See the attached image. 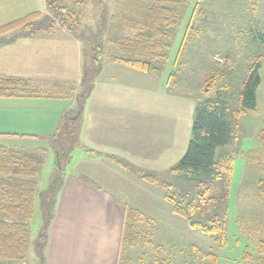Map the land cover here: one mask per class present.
I'll list each match as a JSON object with an SVG mask.
<instances>
[{"label":"rangeland","instance_id":"1","mask_svg":"<svg viewBox=\"0 0 264 264\" xmlns=\"http://www.w3.org/2000/svg\"><path fill=\"white\" fill-rule=\"evenodd\" d=\"M195 1L189 0L186 17L175 30L168 59L157 75L159 85L178 97L176 99L181 104L183 114L188 113L191 120L196 100L215 95L214 90L209 93L202 91L207 77L217 73L219 82L230 84L232 103L235 104V94L249 65L255 57L261 55L260 83L256 91L258 109L248 110L240 120L236 138L229 145L216 149L217 154L224 151L234 157L226 197L222 182H210L204 185L209 187L205 197L216 199L201 203L200 188L195 180L171 173L170 167L156 172L170 183L172 195L197 203L196 220L207 221L212 216H221L227 212L226 242L219 247L214 240L189 227L187 221L178 215L176 217L182 222L181 226H167L165 221L161 223L156 218H149L148 223L140 224L139 229L150 234L152 244L132 249L122 245L119 264H211L208 259L203 260L192 250V244L202 251L214 253L217 256L216 264H248L242 262L244 256L247 253L256 255L257 242L264 240V195L259 196L256 191V181L261 175L257 156L264 153V52L261 45L252 38L254 32H264V0H258L255 11L251 9L249 0H210L204 8L211 18L206 19L205 26H199V34L191 33V43L184 45L182 52L176 57ZM114 4L115 0H91L83 5L72 6L79 14V25L74 33L81 36L79 50L83 65L78 81H33L34 85L47 88L44 91L51 95L46 96L47 99L0 97V145L20 153L33 154L41 162L37 175L24 179L26 183L34 184L37 194L32 215L28 219L31 229L29 254L16 264H47L46 254L55 228L60 182L69 174L78 171L79 162L81 166L103 169L98 158L86 155L80 146L79 138L69 153L63 151L62 140L52 138L55 131L51 129V125L58 119L60 111H63V118L75 110L74 105L81 100L86 89L82 73L84 75L86 68L93 65V56L100 62L104 61L108 53V39L126 34L122 27L109 21ZM36 10L40 11L42 16L52 15L44 0H0V25ZM58 29L66 31L65 28ZM5 37L10 38L12 34L7 33ZM176 58L175 77H172L168 84V75ZM108 64L110 62H105L103 66ZM0 74L28 77L31 73L29 70L23 71L15 57L0 52ZM91 77L89 73L87 78L90 80ZM110 87H122L126 97L141 99L135 107L136 117L132 119L134 121H138L137 119L147 113L149 103L155 107L164 105L163 96L157 94L153 97L146 92V88L149 92L153 91L144 85L139 88L135 85L134 88L126 83L114 82ZM124 118L130 120L127 115ZM23 132L51 134V137L23 135ZM185 134L188 135L183 125V135ZM187 143H184L185 150ZM112 179L114 182H121L114 176ZM0 216L4 217L1 212ZM40 235H46V239L41 242V247L37 248Z\"/></svg>","mask_w":264,"mask_h":264},{"label":"trees","instance_id":"2","mask_svg":"<svg viewBox=\"0 0 264 264\" xmlns=\"http://www.w3.org/2000/svg\"><path fill=\"white\" fill-rule=\"evenodd\" d=\"M44 1L52 15L42 16L41 12L36 10L0 25V47L35 32L57 27L67 29L81 40V36L74 33L79 25V14L73 10L72 6L83 5L91 0ZM207 2L210 0L195 1L176 57L182 52L184 45L191 43V33L199 34V26H205L206 19L211 18L210 14L205 13L204 6ZM188 4L189 0H115L109 21L122 27L126 34L108 39L106 43L108 53L104 61L121 64L157 78L168 59V51L175 30L186 17ZM249 4L253 11L257 10L258 0H249ZM7 33L12 34V37H5ZM252 38L261 45L264 52V32L256 31L252 34ZM260 58L261 55L255 57L249 65L240 88L235 94V104L232 103L230 84L219 82L217 73L207 77L202 87V91L207 93L214 90L215 95L200 101L196 100L186 150L169 171L195 180L200 188L201 203L216 199L205 197L209 187L204 185L210 182H222L225 187V197L228 195L234 157L224 151L217 154L216 149L229 145L236 138L240 120L248 110L258 109L256 91L260 83ZM176 60L177 58L168 75V84L171 78L175 77ZM104 61L100 62L93 56V65L86 68L83 75L86 89L81 100L77 101V106L72 113H67L61 119L52 135V138L62 140L63 151L69 153L73 145L78 142L83 96L91 91ZM89 73L92 76L90 80L87 78ZM87 80H89L88 83ZM44 94L46 92L36 87L29 78L0 74V97L2 98ZM109 158L121 167L134 171L143 181L159 186L163 190L165 199L171 203L173 213L184 218L192 229L208 236L219 247L225 244L227 212L221 216H212L207 221L196 220L197 203L192 200L184 201L183 198L179 199L172 195L170 183L161 178L158 173L132 168L126 161L114 155H109ZM257 159L261 175L256 181V191L261 196L264 195V153L259 154ZM40 164L39 158L33 154L20 153L0 145V212L4 215V217L0 216V264H16L18 260L25 259L29 254L31 229L28 219L34 209L37 189L34 184L26 183L24 179L34 178ZM62 185L63 182H60L59 189ZM148 220L149 217L139 209L125 205L117 264H119L122 245L132 249L148 243L152 244L150 234L139 229L140 224H147ZM45 239L46 235L39 236L37 248L41 247V242L43 243ZM257 243V254L247 253L242 261L264 264V240L260 239ZM191 248L203 260L208 259L211 264L217 263V256L214 253L202 251L195 245Z\"/></svg>","mask_w":264,"mask_h":264},{"label":"crops","instance_id":"3","mask_svg":"<svg viewBox=\"0 0 264 264\" xmlns=\"http://www.w3.org/2000/svg\"><path fill=\"white\" fill-rule=\"evenodd\" d=\"M58 28L18 38L1 46L0 52L15 57L23 71H30L28 77H21L39 83L56 79L78 81L83 65L79 40L67 29ZM108 68L111 69L107 71ZM114 82L134 88L144 85L153 91L146 88L153 97L162 95L164 105L155 107L149 103L147 113L134 121L135 107L141 99L126 97L122 87H110ZM46 96L51 97L46 93L13 98L47 99ZM83 97L79 143L86 155L100 160L103 169L81 166L79 162L78 171L63 181L55 228L46 254L47 264H117L125 205L161 223L165 221L167 226L182 225L159 186L143 181L134 171L109 158L114 155L132 168L144 171L159 172L172 167L183 155L192 120L188 113L183 114L178 97L159 85L158 78L153 75L112 62L102 67L91 91ZM62 114L60 111L51 125L53 131L61 122ZM183 125L189 136L183 135ZM28 133L22 134L51 137V134ZM112 176L121 182H114ZM242 262L254 264L248 260Z\"/></svg>","mask_w":264,"mask_h":264}]
</instances>
